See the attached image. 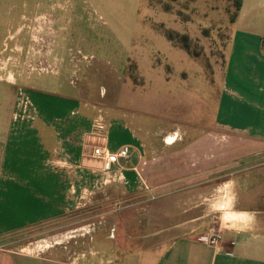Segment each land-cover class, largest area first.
I'll return each mask as SVG.
<instances>
[{
    "label": "rangeland",
    "instance_id": "rangeland-1",
    "mask_svg": "<svg viewBox=\"0 0 264 264\" xmlns=\"http://www.w3.org/2000/svg\"><path fill=\"white\" fill-rule=\"evenodd\" d=\"M246 1V14L236 22L244 0H129L121 17L111 8L110 17L120 33L110 37L96 23L93 8L81 5L84 38L75 39L53 36L49 21L54 18L45 12L34 14L32 24L18 14L16 37L0 53V127H6L20 110L23 92L38 115L37 100L42 95L55 100L79 97L91 118L103 116L110 121L111 145L126 142L120 133L124 128L136 134L162 130L165 143L179 133L176 142L182 146L178 148L202 143L208 151L194 150V146L177 151L183 160L162 163L172 174L180 173L175 164H183L193 176L172 186L180 192H200L197 210L215 204L214 209L223 210L224 219L231 220L235 216L231 196L223 197L219 191L236 169H241L237 173L241 177L248 175L247 164L233 166V147L246 148L249 138L237 132L248 127V105L229 92L238 93L243 87L233 84V70L226 80L227 61L234 36H240L241 42L245 34L251 35L252 43L255 37L264 39V0ZM168 32L174 41L168 39ZM244 53H237L235 61L246 84L249 63L255 57ZM63 105V110L72 107ZM202 154L208 156V167L200 166ZM101 168L98 161L95 172L82 175L79 190L85 192L78 208L75 201V209L70 204L64 216L0 236V247L48 255L57 264H65L92 251L121 254L145 245L142 236L151 233L149 223L156 222L145 208L151 210L159 202L170 205L152 192L159 170L146 168L148 181L128 187L103 183ZM171 208H175L174 199ZM169 223L165 219L162 227Z\"/></svg>",
    "mask_w": 264,
    "mask_h": 264
},
{
    "label": "crops",
    "instance_id": "crops-1",
    "mask_svg": "<svg viewBox=\"0 0 264 264\" xmlns=\"http://www.w3.org/2000/svg\"><path fill=\"white\" fill-rule=\"evenodd\" d=\"M46 1L0 0V53L5 50L7 41L16 37L18 14L32 24L34 14L45 12L48 17L54 18L49 23L54 26L53 36L57 39L84 38L80 11L81 5H84L93 8L97 16L95 21L103 25L104 34L118 36L120 31L110 17L111 8L121 17L126 13L123 8L126 9L129 0ZM247 5L244 0L236 22L245 16ZM28 27L30 29L31 25ZM92 29L97 31L99 27L92 25ZM245 35L243 42L238 41L240 36L233 37L226 80L232 77L233 70V84L243 88L238 93L236 90L229 92L248 105V127L243 129L244 132H237L248 135L249 144L246 148L241 145L233 147V166L241 168V165L247 164L248 175L241 177L237 174L241 169H236L232 179L224 183L219 191L225 194L223 197L231 196L235 216L225 220L223 210H215V204L197 210L202 198L200 192H180L176 190L177 186H172L193 177L189 174L191 172H185L183 164H175L180 173L172 174L171 169L165 170L162 165L174 163L175 159L183 160L177 151L192 150L194 146V150L207 152L206 144L178 148L182 146L176 142L179 133L169 136L170 143H165L161 138L162 130L159 133L136 134L124 128L120 130L126 139L122 145H111L108 138L112 149L130 148L131 158L123 162L126 169L122 184L130 187L133 182H140L136 170L146 182V168L152 166L159 170L152 192L157 198L169 200L170 205L165 207L159 202L151 210L145 208V212L151 211L156 217V222L149 223L153 231L142 236L145 245L121 254L113 250L102 254L92 251L65 264H264V39L255 37L252 43L251 35ZM241 51L255 57L254 62L249 63L247 85L241 67L235 61ZM41 97L37 100L41 107L33 99L39 108V115L31 124L20 125L12 118L6 127H0V236L64 216L69 206L75 209V201L78 208L81 195L85 192L79 190L82 175L96 170L94 167L98 161L91 160L85 146L93 121L85 103L76 96L56 100L45 95ZM64 103L72 107L63 110ZM245 156L249 157L247 161L242 160ZM207 157L206 154L201 155L200 166L208 167ZM203 158L206 159L204 163ZM173 199L174 209L171 208ZM165 219L170 223L162 227ZM212 229L222 233V239L216 246L207 241ZM0 264H57V261L48 255L0 247Z\"/></svg>",
    "mask_w": 264,
    "mask_h": 264
},
{
    "label": "built area",
    "instance_id": "built-area-1",
    "mask_svg": "<svg viewBox=\"0 0 264 264\" xmlns=\"http://www.w3.org/2000/svg\"><path fill=\"white\" fill-rule=\"evenodd\" d=\"M20 110L14 114L13 119L20 123L30 122L37 116V111L34 113L30 107L33 105L29 96L20 92ZM111 124L103 116H98L93 119L91 130L88 133V141L86 142L87 155L92 159L99 161L102 164L100 172L102 173L103 183H122L125 181V164L131 158L130 148L128 146L118 149H112L109 145V130ZM96 171V170H95ZM93 171V172H95ZM137 178L140 182H144L141 173L136 170ZM145 183V182H144ZM222 239L220 230L212 229L208 236L207 241L211 245H218Z\"/></svg>",
    "mask_w": 264,
    "mask_h": 264
},
{
    "label": "trees",
    "instance_id": "trees-1",
    "mask_svg": "<svg viewBox=\"0 0 264 264\" xmlns=\"http://www.w3.org/2000/svg\"><path fill=\"white\" fill-rule=\"evenodd\" d=\"M241 7H242V5H240V8H241ZM167 36H168V39H169L170 41H174V40H175L174 37H173V34H172V33L168 32V33H167ZM185 39H186V38H185ZM184 48H185L186 50H189V47H188L187 44L184 46Z\"/></svg>",
    "mask_w": 264,
    "mask_h": 264
}]
</instances>
